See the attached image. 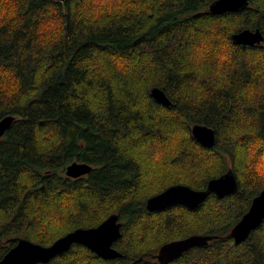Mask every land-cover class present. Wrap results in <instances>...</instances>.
<instances>
[{
    "label": "trees",
    "instance_id": "trees-1",
    "mask_svg": "<svg viewBox=\"0 0 264 264\" xmlns=\"http://www.w3.org/2000/svg\"><path fill=\"white\" fill-rule=\"evenodd\" d=\"M214 0H0V258L19 238L42 245L118 213L122 257L82 244L48 264H264V220L229 235L264 190V0L213 14ZM152 87L171 99L157 103ZM204 123L214 147L191 128ZM92 165L72 178L67 165ZM232 169L239 192L197 209L150 212L171 185L196 189ZM191 234L217 236L177 259L156 254Z\"/></svg>",
    "mask_w": 264,
    "mask_h": 264
},
{
    "label": "water",
    "instance_id": "water-1",
    "mask_svg": "<svg viewBox=\"0 0 264 264\" xmlns=\"http://www.w3.org/2000/svg\"><path fill=\"white\" fill-rule=\"evenodd\" d=\"M65 1V0H59ZM249 5V0H214L209 11L213 14L238 12ZM232 40L238 45L253 46L264 41L259 28H245L232 35ZM152 98L159 104L171 106L172 101L164 90L152 87ZM15 116L6 115L0 120V139L12 125ZM194 138L203 146L212 148L216 143L215 130L204 123H195L191 128ZM92 165L87 162L74 161L67 165L66 175L72 178L89 174ZM239 192V182L235 172L228 169L219 177L208 181L205 188L196 189L189 185L178 183L169 186L162 192L151 196L146 202L150 212H161L175 205H183L191 210L199 208L205 200L215 194L225 197ZM264 220V190L257 194L241 219L232 227L230 236L236 244L247 240L251 232L258 228ZM122 222L118 213L111 214L107 219L94 227H79L56 239L50 245H42L27 238H19L15 246L0 258V264H48L55 257L69 251L74 244H82L104 259L122 257L114 243L121 236ZM209 234H191L163 244L156 258L161 263L171 262L191 248L205 246L216 238Z\"/></svg>",
    "mask_w": 264,
    "mask_h": 264
},
{
    "label": "flooded vegetation",
    "instance_id": "flooded-vegetation-1",
    "mask_svg": "<svg viewBox=\"0 0 264 264\" xmlns=\"http://www.w3.org/2000/svg\"><path fill=\"white\" fill-rule=\"evenodd\" d=\"M15 244H16V243H15ZM15 244H14L13 246H15ZM11 248H12V247H11ZM11 248H10V249H11Z\"/></svg>",
    "mask_w": 264,
    "mask_h": 264
}]
</instances>
